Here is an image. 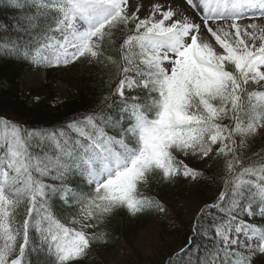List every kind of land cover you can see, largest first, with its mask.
I'll use <instances>...</instances> for the list:
<instances>
[{
    "label": "snow or ice",
    "instance_id": "6c2138e0",
    "mask_svg": "<svg viewBox=\"0 0 264 264\" xmlns=\"http://www.w3.org/2000/svg\"><path fill=\"white\" fill-rule=\"evenodd\" d=\"M185 5L192 19L177 18L161 4L142 19L140 7L129 14V0H11L9 6L34 11L14 29L0 27V55L66 66L102 57L114 29L123 26L127 34L119 60L107 58L120 77L113 93L122 101L119 120L101 110L43 129L0 118V264H40L33 260L40 254L50 258L45 264L79 261L105 240L88 229L116 210H164L140 190L151 174L195 179L200 173L176 153L205 158L216 145L217 155L231 157L224 189L198 214L209 213V222L194 224L193 236L171 262L251 264L254 254H264V225L248 222L264 218V157L242 165L236 140L241 137L242 145L264 129V25L241 23L264 19V0ZM137 90L147 96H126ZM125 121L131 126L116 135L106 131ZM74 169L91 192L65 186ZM45 177L61 184H46ZM56 193L79 205L80 218L70 222L78 227L51 211L48 197Z\"/></svg>",
    "mask_w": 264,
    "mask_h": 264
},
{
    "label": "trees",
    "instance_id": "16d2710c",
    "mask_svg": "<svg viewBox=\"0 0 264 264\" xmlns=\"http://www.w3.org/2000/svg\"><path fill=\"white\" fill-rule=\"evenodd\" d=\"M10 3L11 0H0V27L5 29H14L21 23V17L30 15L34 11L30 8L9 6ZM126 34L123 26L114 29L111 40L102 45L104 53L102 57L94 59L90 65L81 59L75 62L79 84L77 95L64 98L60 103H55V93L48 84L36 93L33 91L26 96L22 95L20 79L24 71L37 64L43 67L49 75V66L43 63H33L31 59L25 58L23 55H0V118H7L9 121L17 122L28 128L43 129L59 128L77 117L82 118L86 114L101 110H106L110 116L119 120L122 115L120 111L122 101L118 95H113V93L120 77L116 74V67L109 63L107 58L110 56L113 60H119V47ZM65 69L66 67L62 65L57 68L60 72ZM258 87L253 86V90H258ZM137 95L143 98L147 96V93H142L139 90L126 91V96ZM223 123L227 124L229 121L225 120ZM121 126H131V121H125L116 129H106V131L109 135H116ZM239 149L241 148L239 147ZM242 150L239 154L244 166L264 157V129L245 138ZM217 151L218 149L213 146L212 153L205 158H201L199 155L184 156L181 153H176L179 160L186 159V164L189 167L195 168L201 159H204L203 167L195 170L200 175L188 181L182 175L165 180L159 172L151 174L148 183L140 185V190L158 201L164 210L160 211L156 207H151L136 215H131L123 208L116 210L105 218L97 228L91 229V233H104V242L93 243L86 255L74 263L94 264L100 249L122 248L125 252L123 264H172L170 258L180 252L188 243L189 237L193 236L194 224L199 227L201 222L208 223L209 213L205 212L204 215L197 216L185 224L177 218H172L170 223L168 200L184 198L193 194L198 197V201L203 206L201 209L205 205L215 203L224 189L225 180L228 177L227 161L231 158L219 156ZM43 180L44 183L53 186L61 184V181L49 177H45ZM64 183L66 187L77 192L88 193L93 190L92 186L87 183V178L79 175L75 169ZM60 197V193L49 195L48 204L53 214L61 222L70 226V222L79 217V205L71 199L65 203ZM23 209L24 206H21V211ZM210 211L215 213L214 209ZM244 219L247 220V216ZM154 222L159 224L160 236L150 247V254L148 251L136 249L132 245L135 238L144 228ZM254 223L264 225V218H256ZM32 236L33 239H36L35 232L32 233ZM37 258L40 260V264H45L50 259L44 254L33 257V260L35 261ZM187 259L188 257L184 258L185 261ZM251 264H264V254H254Z\"/></svg>",
    "mask_w": 264,
    "mask_h": 264
},
{
    "label": "rangeland",
    "instance_id": "374dc122",
    "mask_svg": "<svg viewBox=\"0 0 264 264\" xmlns=\"http://www.w3.org/2000/svg\"><path fill=\"white\" fill-rule=\"evenodd\" d=\"M182 3H181V2ZM179 3L185 5V0H129V14L134 12L137 7H140V11L138 15L140 18H146L151 14L152 8L155 4H161L163 9L166 10L168 6H171V8L177 13V18H183L184 11H182V7L179 5ZM186 6V5H185ZM188 8V7H187ZM189 9V8H188ZM190 11V9H189ZM194 13L190 12L189 18L192 19L194 16ZM159 18V17H158ZM196 22H199L198 20ZM256 22L258 24L264 25V19H257L253 20L251 18L249 19H243L241 21L242 24L247 25L249 23ZM81 60L86 63L87 65H90L94 59L91 57L81 58ZM75 63H69L66 66L61 64L62 66H65L66 69L63 72H60L57 70L58 67H52L50 68V73L47 75L45 69L43 70L38 65H35L31 68H28L24 71L21 79H20V87L22 90V95L26 96L28 93H31L35 91V93L44 87V85L48 84L50 88L53 89L55 93V103H60L64 98L76 96L78 92V70L74 66ZM71 68V69H70ZM230 122V121H229ZM247 138V137H245ZM245 138L244 141H245ZM237 144L240 145L239 152L237 153V156L240 158V160L243 163L242 157L239 153H241L242 145L240 144L241 137H236ZM216 149L219 148V145L215 146ZM230 159V158H229ZM182 161L186 164V159H182ZM204 159H201V161L197 164V166L190 167L194 170H199L204 165ZM188 181H191V177H187ZM168 206L170 209V217L172 222V218H177L184 222H189L191 220H194L197 216L201 208L203 207L200 202L198 201V197L191 194L184 198H172L168 200ZM78 217L77 219H79ZM248 220V217H247ZM179 221V222H181ZM249 223H254V220L248 221ZM75 226L76 225H70ZM160 227L159 224L154 222L150 226H147L144 228L139 235L135 238L133 242V246L136 249L148 251L150 254V247H152L159 238ZM88 231L91 233V229H88ZM124 249L122 248H115L111 250H104L100 249L97 254V259L94 264H123L124 260ZM73 264H75L73 262Z\"/></svg>",
    "mask_w": 264,
    "mask_h": 264
},
{
    "label": "bare ground",
    "instance_id": "6f19581e",
    "mask_svg": "<svg viewBox=\"0 0 264 264\" xmlns=\"http://www.w3.org/2000/svg\"><path fill=\"white\" fill-rule=\"evenodd\" d=\"M180 2H181V1H180ZM181 3H182V2H181ZM181 3H179V5L182 7V11H184V13H185L186 15L190 16V11H189V9L187 8V6H185V5L181 4Z\"/></svg>",
    "mask_w": 264,
    "mask_h": 264
}]
</instances>
